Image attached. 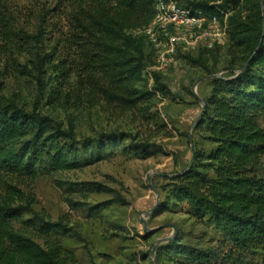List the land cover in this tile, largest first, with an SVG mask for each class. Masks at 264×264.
I'll list each match as a JSON object with an SVG mask.
<instances>
[{
    "label": "trees",
    "instance_id": "1",
    "mask_svg": "<svg viewBox=\"0 0 264 264\" xmlns=\"http://www.w3.org/2000/svg\"><path fill=\"white\" fill-rule=\"evenodd\" d=\"M70 1H75L78 10L71 17L76 30L74 59L81 67L72 70L54 51L41 53L42 46L35 52L34 65L51 70L54 91L60 93L75 75L85 76L107 97L133 102L150 94L135 87L144 78L146 40L132 35L131 30L151 20L154 0ZM185 6L202 7L218 15L220 10H229L225 44L232 67L225 76L211 78L202 111L205 139L212 148L207 153L194 150L191 165L170 176L164 199L154 213H185L211 225L220 238L213 249H200L174 238L156 248L155 262L264 264V0H202ZM1 21L2 40L15 42L11 22ZM24 43L19 44L24 45L22 50L38 47ZM0 53L11 58L18 55L15 46L0 49ZM182 57L196 62L188 53ZM77 70L87 74L79 76ZM49 127L46 117L37 112L0 101V264H60L56 238L69 231L62 222L37 214L32 201L24 199L25 194L13 182L34 179L41 171L57 173L90 165L102 158L100 151L106 141L116 144L124 138L111 135L113 138L105 140V135H100L76 143L69 132L48 131ZM76 144H80L82 156ZM92 144L97 153L90 151ZM132 149L136 157L149 154L148 144L134 143ZM66 187L76 192L83 186L69 183ZM109 202L90 209L96 213L95 207ZM112 202L128 203L122 199ZM37 238L44 240L46 249Z\"/></svg>",
    "mask_w": 264,
    "mask_h": 264
},
{
    "label": "rangeland",
    "instance_id": "2",
    "mask_svg": "<svg viewBox=\"0 0 264 264\" xmlns=\"http://www.w3.org/2000/svg\"><path fill=\"white\" fill-rule=\"evenodd\" d=\"M175 1L186 5L202 0ZM77 11L75 1L70 0H0V22H11L15 40H2L0 28V49L15 46L18 52L16 58L0 53V101L37 112L49 121L48 131L58 128L69 132L76 143L100 135H105V140L113 138L111 135L124 137L116 144L106 141L100 151L102 158L90 165L57 173L41 171L34 179L13 182L25 194L24 199L32 201L37 214L51 222L60 221L69 229L56 238L60 264H156L151 249L160 238L167 240L156 248L174 238L200 249L217 248L219 233L207 223L182 212L145 213L156 199L163 201L170 176L190 164L191 146L201 153L213 146L205 139L201 109L211 90V78L225 76L232 67L228 45L190 53L178 49L163 69L155 70L154 54L146 42L144 78L135 87L150 94L133 102L102 95L85 76L71 75L57 94L51 70L44 66L36 69L35 52L42 46L41 53L54 51L72 70L81 67L74 59L76 30L71 16ZM23 40L38 47L22 50ZM21 43L24 45L19 46ZM186 53L197 63L186 61L182 57ZM77 72L79 76L87 74ZM134 143L148 144V156L136 157ZM123 146L129 149L122 150ZM76 147L82 156L80 144ZM96 148L92 144L90 151L97 153ZM69 183L83 187L72 192L66 187ZM121 199L128 203L112 202ZM103 201L110 202L95 207L96 213L90 209ZM141 217L148 228L171 223L176 234L170 226L144 231ZM36 240L46 249L43 239Z\"/></svg>",
    "mask_w": 264,
    "mask_h": 264
},
{
    "label": "built area",
    "instance_id": "3",
    "mask_svg": "<svg viewBox=\"0 0 264 264\" xmlns=\"http://www.w3.org/2000/svg\"><path fill=\"white\" fill-rule=\"evenodd\" d=\"M210 3L216 5L218 2ZM153 5L151 20L131 30L143 37L153 50V69H163L178 49L190 53L195 49L211 50L227 42L229 10H220L218 15L216 11L187 7L175 0H154Z\"/></svg>",
    "mask_w": 264,
    "mask_h": 264
},
{
    "label": "water",
    "instance_id": "4",
    "mask_svg": "<svg viewBox=\"0 0 264 264\" xmlns=\"http://www.w3.org/2000/svg\"><path fill=\"white\" fill-rule=\"evenodd\" d=\"M262 12H263V11H262ZM263 33H264V21H263ZM262 35H263V34H262ZM261 40H262V37H261ZM195 96H196V98H197L198 101H202L201 98H199L198 95H197L196 93H195ZM203 109H204V103H203V107H202V109H201V112L203 111ZM201 112H200V113H201ZM199 115H200V114H199ZM199 115L197 116L195 123L198 121V118L200 117ZM189 139L191 140V135L189 136ZM190 151H191V158H190V164H189V165H191V162H192V159H193V152H194V150H193L192 146H191ZM153 190H155V189H153ZM158 203H159V200L156 199V200H155V203H154V205H153V207H152L150 210H148L145 214H146L147 216L152 215V214L154 213L155 209L157 208ZM140 222L142 223V228H143L144 231H150V232H153V231H155L156 229H158L160 226H170V227H172L173 230H174V235L176 234V227H175L173 224H171V223H163V224H161L160 226H157V227H154V228H148V227H147V224H146V221H145V217H141V218H140ZM166 240H167V239H165V238H164V239H163V238H160V239H157V240L154 242V244H153V246H152V249H151V255H152V256L155 255L157 244H159V243H161V242H164V241H166ZM152 264H153V262H152Z\"/></svg>",
    "mask_w": 264,
    "mask_h": 264
}]
</instances>
